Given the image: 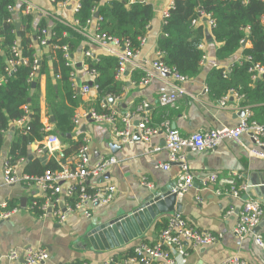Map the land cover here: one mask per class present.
<instances>
[{
    "label": "crops",
    "instance_id": "obj_1",
    "mask_svg": "<svg viewBox=\"0 0 264 264\" xmlns=\"http://www.w3.org/2000/svg\"><path fill=\"white\" fill-rule=\"evenodd\" d=\"M31 1L43 12L31 14L33 28L30 34H34L40 20L44 21L43 25L48 27L49 30L58 22L72 24L74 20L72 8L75 0H72L65 8H59L47 0ZM110 1L112 0H100V4ZM13 3L16 9L22 7L17 0H13ZM149 3L153 8V17L143 37L144 40L140 44L136 61L144 63L148 70L153 71L150 63L156 57L157 39L162 35V15L164 11L171 7L172 0H149ZM13 17L15 24L17 22L20 24L18 14H14ZM98 20L93 17L91 22L86 25V32L89 35H94L98 28ZM261 21L264 26V14ZM200 23L205 24L206 36L210 35L212 41L205 37L200 46L204 52L200 68L196 75L178 83L184 92L177 98L174 105L162 106L158 103V97L161 93L173 91L172 84L175 81L170 77L154 72L148 83L141 84L139 83L140 79L135 81L132 76L134 71L142 74L143 71L140 69L139 71L131 65H126L124 70L117 75L118 79L124 83L123 92L118 98H114L115 104L108 106L120 113H132L140 103H147L146 115L150 124L160 128V132L152 136L150 141H143L135 127L132 130V141L121 143L114 136L116 126H120L118 121H115V123L96 121L87 119L84 116L80 125L74 126L70 137H65L62 140L61 135L56 134L59 136L61 149L53 154L46 152L48 156L44 165L38 160L44 155L43 149H38L43 140H34L27 147L28 157L15 162L18 164V173L27 172L28 170L27 173L30 174L34 173L31 171L35 170V167L32 165L27 166L29 161H36L38 165L43 167L53 159L60 165L73 166L77 161V157L68 156L62 159V151L70 147L69 140L77 141L81 135L80 141L87 145L86 156L90 164H94L101 157H114L117 162L100 175L89 179L88 185L94 188L98 185L110 183L116 187V192L107 205H92L89 218H85L78 212L69 214L64 222H58L49 216L38 218L30 208V204L32 197L42 198L43 191L39 187L27 186L22 183L12 185L3 183L0 166V205L5 204L6 207L13 205L8 216L0 217V264H24L25 251L36 247H43L48 251L49 259L45 264H64L77 260H85L88 264H103L111 258L115 259L114 256L117 257L115 260L122 259L124 253L132 250L134 245L140 241L152 245L158 235V232L154 231L153 224L141 238L108 251H85L86 240L84 234L90 225L99 224L138 206L145 190L153 187H163L173 181L176 184L179 176L178 165L172 163L167 169L159 166L168 160L167 150L164 147L163 122H167L170 127L178 130L181 135H188L198 130L233 128L243 116L244 109L247 108L250 110L251 119L264 123V111L261 110L264 107V100L261 99L263 95L260 88L256 87L257 83L264 79V74L253 77L249 73L250 81L244 79L240 73L230 76L234 66L241 64V50L229 58L218 59L216 49L219 44L214 41L210 33L209 21L204 18L197 21L195 25ZM248 45V42H246L245 47ZM35 47L37 46L35 45ZM83 47H87L86 51H89V56L92 57L100 54L108 55L99 45L92 43L89 39H86L70 55L75 66L74 78L80 81L81 86H83V83L92 82V76L83 62L84 57L87 56ZM40 49L39 53L54 52L46 48ZM2 54L3 52L0 50V55ZM216 70H221L222 77L226 78L228 76V80H231L234 85L229 87L224 94L226 95L224 106H220L218 102L224 95L221 93L222 91H218L216 76H212ZM12 74L3 81L1 79V83H6ZM56 78L57 76L53 77L51 75L52 83H55ZM37 79L35 86L32 88L36 90L34 93L38 96L39 119L45 130L49 127L48 130L52 131L54 120L53 122L50 120L52 116L47 112L46 76L40 74ZM213 88L217 90L214 91ZM246 89L250 91L249 98L243 93V90ZM76 92L78 93L79 105L74 110L73 116H82L90 110L87 109V106L95 100L97 95L94 90L86 94L77 90ZM137 119L136 117L133 118L134 126ZM20 125L12 121L9 123V127L3 131L0 158L9 156L11 144L16 139V130L21 128ZM84 138H86V141L83 140ZM111 144L114 146L112 147ZM253 146L254 143L249 135L243 132L239 135L238 141L224 138L213 149L201 152L185 151L188 172L193 176V183L186 192L181 194L182 211L180 213L188 226L199 231L220 235V238L212 244L203 246L191 247L190 244L186 243L188 255L179 258L175 264H220L225 259L233 256L239 257L249 264H264V252L255 241L256 235H260L264 239V158L249 153L248 149ZM154 147H159V149L151 151ZM105 173H108L109 177L100 180ZM211 173L217 175L219 182H208L203 185L201 180ZM232 179L236 180L238 184L243 183L246 186L245 190L240 191L239 197H232L229 192L216 193L215 190L218 188H229L226 181ZM144 180L149 184L148 186L142 184ZM222 181L224 182L221 183ZM247 199H256L261 203L263 216L250 233L239 239L234 233L237 218L236 211ZM230 206H233L235 211L232 214H227ZM6 207L0 208V212L4 211ZM164 217L166 218V216ZM11 251L17 254L16 258L8 259L6 257ZM152 264L159 263L153 261Z\"/></svg>",
    "mask_w": 264,
    "mask_h": 264
},
{
    "label": "trees",
    "instance_id": "obj_2",
    "mask_svg": "<svg viewBox=\"0 0 264 264\" xmlns=\"http://www.w3.org/2000/svg\"><path fill=\"white\" fill-rule=\"evenodd\" d=\"M64 0H54V3ZM13 0H0V75L4 73L5 61L9 54V47L12 40L18 38L21 55L28 60L26 65H18L12 76L6 83H0V147L3 141V131L9 127V123L16 121L24 115L23 106L28 109L27 126L16 130V139L12 142L9 157L12 163L28 157L27 147L34 140H43V137L50 134H71L74 129L72 122L73 113L79 105L78 93L74 87L75 66H67L65 52L62 47L66 46L68 54L72 55L86 41L85 37L73 30L71 27L57 23L52 26L53 42L57 48L54 52H40L39 46L35 47L30 34L33 17L31 14L19 18L21 27L16 28L15 22H7L13 13L7 7ZM80 7L74 14L79 26L84 27L86 20H92L95 11H98V28L96 34H105L119 39L120 43L128 40L132 50H139L141 39L145 36L146 30L153 17V8L149 2H132L124 0H112L100 4V0H79ZM202 12L213 21L210 33L216 43L218 59H226L241 50L242 56L250 55L253 62L264 64V26L261 18L264 14V2L261 0H172L168 10L169 16L162 24V35L158 37L156 50L162 53L160 60L170 68L175 69L179 74L190 78L197 74L204 52L201 44L206 37V30L203 23L193 24L205 17L200 16ZM44 21L40 20L37 27H43ZM19 31V35L17 32ZM246 39L248 46L242 48L241 43ZM86 51L87 47H83ZM41 54L37 59L36 77L29 82L30 74L33 72L32 63L35 56ZM84 64L88 72H94L92 76L93 85L96 86V98L87 109H93L96 113H109V107L101 108L100 100L108 97L118 98L124 88L122 80L118 79V60L114 56L100 54L96 57L85 56ZM250 62L242 61L235 65L230 73L233 76L240 73L244 79L250 81L248 67ZM46 76V104L48 114L54 118V129L44 131L39 119V101L34 93L36 90L31 84L37 82V76ZM51 75L57 76L55 83H52ZM142 73L134 71L132 79L138 81ZM218 81V91L224 95L229 87L234 86L228 76L223 78L221 70L212 74ZM90 85L89 83H87ZM86 85V83H83ZM214 86V85H212ZM264 100V79L257 83ZM213 90H217L213 88ZM249 98V90H243ZM220 98V97H219ZM264 111V107L261 108ZM82 136V135H81ZM81 136L77 141L69 140L70 147L62 151V159L68 156L78 157V152L83 142ZM63 140L64 137L60 136ZM41 148V144L39 146ZM27 166H34V173L25 174L37 176L46 169H59L60 164L51 159L46 166L41 167L36 161H29ZM72 201V198H69ZM13 205H8L4 211L12 210ZM35 212H38L35 208ZM167 219L162 216L155 220L153 228L156 233L166 226ZM132 254V250L124 253V257ZM126 255V256H125ZM116 259L117 257L114 256ZM83 260H77L80 262Z\"/></svg>",
    "mask_w": 264,
    "mask_h": 264
},
{
    "label": "built area",
    "instance_id": "obj_3",
    "mask_svg": "<svg viewBox=\"0 0 264 264\" xmlns=\"http://www.w3.org/2000/svg\"><path fill=\"white\" fill-rule=\"evenodd\" d=\"M21 3L22 7L16 9L14 4L7 7L8 11L13 14H18L19 18L26 14H37L43 12L37 7L31 0H17ZM49 3L56 5L59 8H65L70 4L72 0H64L54 3V0H47ZM128 3L132 2H149V0H124ZM263 1V0H261ZM80 7L79 0H75L74 7L72 8L75 14ZM169 10V9H168ZM164 11L162 17L163 22L169 16V13ZM47 14V13H46ZM200 16L207 18L202 12H199ZM54 16V15H53ZM97 19L100 20L99 17ZM7 22H14V17H10ZM209 25L213 26V21L208 19ZM91 22L90 19L86 20L84 27H80L78 20L74 19L72 24L66 22H58L66 26L71 27L76 32L82 34L86 39H89L92 43L99 45L106 54L114 56L118 60V75L124 70L126 65H131L133 68L143 71V75L140 78L139 83L146 84L155 73L170 77L175 83L172 84L173 91L170 93H161L158 97V103L162 106L174 105L177 98L183 93V89L178 85L180 82L186 81V76L179 74L175 69L168 67L161 60L162 53L156 51L155 59L150 63L153 71L148 70L144 63L136 61L138 50H132L128 40H124L120 43L119 39L105 34L89 35L86 32V25ZM195 24V20L192 22ZM21 27V24H20ZM20 30V28H19ZM33 37H35L33 39ZM53 37L52 30L48 27H36L34 34H32V41L34 45L40 48H46L47 50L54 51L57 46L51 42ZM1 40V36H0ZM144 38L141 39V43ZM65 52L67 66H74L71 61V57L68 54L66 46L62 47ZM41 54L35 56L32 63L33 72L30 74L29 82L34 79L35 71L37 70V59ZM86 55H89V51H86ZM250 62L248 67V73L253 77L264 74V64L259 62L252 63V57L250 55H244L240 59L242 61ZM28 64V60L21 55L20 43L18 38L12 40L9 47V54L6 58L4 72L0 76V83L6 79L11 73H13L18 65ZM139 70V71H140ZM93 76L94 72H89ZM76 88V82H74ZM91 90L96 91V86L91 82L90 85L86 84L80 87L79 92L86 94ZM234 94H236L234 92ZM237 95V94H236ZM106 99L100 100L101 108L109 107V113H96L93 109L89 110L82 116L74 115L72 122L74 126H79L81 119L86 116L87 119H93L96 121H108L115 123L118 121L119 127L116 126L114 136L121 143H130L132 141V130L136 127L139 136L143 141H150V138L160 132L159 127H154L150 124L149 118L146 115L147 103H140L134 112L120 113L111 106L106 104ZM114 99V98H113ZM220 106H224L226 102V95L220 98L218 101ZM24 115L22 118L15 121V123L22 124L21 128L28 129L27 126V114L28 109L23 106ZM136 117L137 124L134 126L133 118ZM163 134H164V147L167 150L168 160L165 163H161L159 166L163 169L169 168L170 164L176 163L179 167V176L176 182L177 194L181 195L188 190L193 183V176L188 172V165L186 160L185 151L201 152L208 149H213L224 139L229 138L238 141L241 133L249 135L253 141L254 146L249 148L251 155L264 158V123H259L250 116V110L244 109V114L240 118L239 122L233 128L207 129L194 131L188 135H181L178 130L169 126L167 122H163ZM48 128H44L45 131H50ZM83 140L86 141V138ZM46 150L47 153L53 154L57 150L61 149V142L59 136L50 133L46 135L42 141L41 148ZM159 147H154L151 151L158 150ZM42 150V151H43ZM87 145L82 144L79 149L77 161L75 165L68 166L61 164L59 169L51 170L46 169L41 175L33 176L25 173L17 172V163H12L9 156L0 158L1 175L3 183L12 185L16 183H22L27 186H36L43 191V197H32L30 208L34 211L35 208L38 212L36 216L38 218L52 217L58 222H64L69 214L78 212L85 218L91 216L92 205L105 206L113 198L116 187L113 184L98 185L94 188L88 185V181L91 178H95L105 171L117 160L110 157H101L94 164H90L88 157L86 156ZM203 185L208 182H219L215 173L209 174L206 178L201 180ZM222 181L221 183H223ZM229 184V188L216 189L217 194L227 193L232 197H239L240 191L245 190L246 186L243 183L238 184L236 180L226 181ZM142 184L149 185L145 180ZM72 198V201L69 200ZM5 207V204L0 205V208ZM235 209L230 206L227 214L234 213ZM9 211H1L0 217H6L9 215ZM263 216V208L261 203L256 199L245 200L241 207L236 211V223L234 225V233L242 239L251 232V230L258 225ZM220 238V235L212 234L205 231L196 230L187 225L185 219L181 213L174 212L167 218L166 226L158 233L156 241L150 245L145 242H138L132 249V254L122 258L120 260L109 259V261L103 264H152L153 261H157L159 264H175L179 258H184L188 255L185 244H190L191 247L209 245L216 242ZM256 243L262 248L264 252V239L260 235L255 236ZM6 257L8 259H14L17 254L14 251L9 252ZM49 259V253L43 247L29 248L25 251L24 264H45ZM64 264H88L83 260L82 263L68 262ZM220 264H249L239 257L233 256L225 259Z\"/></svg>",
    "mask_w": 264,
    "mask_h": 264
},
{
    "label": "water",
    "instance_id": "obj_4",
    "mask_svg": "<svg viewBox=\"0 0 264 264\" xmlns=\"http://www.w3.org/2000/svg\"><path fill=\"white\" fill-rule=\"evenodd\" d=\"M94 18L98 17V11L93 14ZM19 22L16 23L17 30L19 29ZM19 35V31L17 32ZM35 37H33L34 39ZM209 41H212L210 35L206 36ZM247 40L244 39L241 43L245 47ZM80 66V64H78ZM77 91L81 87L78 79H75ZM90 84V83H89ZM32 87L35 83L31 84ZM107 105L115 104L112 97L106 99ZM50 120L53 122L54 118ZM137 123H135L136 125ZM62 137H70V134H62ZM113 147L114 145L111 144ZM43 156L38 160L44 165L47 160L46 150H43ZM30 158V157H29ZM108 178L109 174L105 173L100 180ZM247 198V196H245ZM182 211V195L177 194L175 181L164 185L163 187H153L145 190L141 202L138 206L117 214L112 218L106 219L99 224H92L85 231L84 238L86 240L84 245L85 251H108L115 248L125 246L129 242L141 238L145 232L152 226L154 221L159 217H169L174 212L180 213Z\"/></svg>",
    "mask_w": 264,
    "mask_h": 264
},
{
    "label": "bare ground",
    "instance_id": "obj_5",
    "mask_svg": "<svg viewBox=\"0 0 264 264\" xmlns=\"http://www.w3.org/2000/svg\"><path fill=\"white\" fill-rule=\"evenodd\" d=\"M82 262H83V261H80V262H76V261H75V263H82Z\"/></svg>",
    "mask_w": 264,
    "mask_h": 264
}]
</instances>
